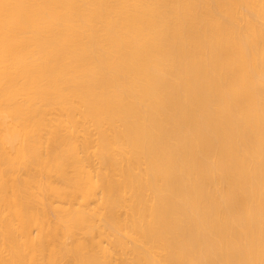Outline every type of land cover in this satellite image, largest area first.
I'll list each match as a JSON object with an SVG mask.
<instances>
[{"label": "bare ground", "instance_id": "bare-ground-1", "mask_svg": "<svg viewBox=\"0 0 264 264\" xmlns=\"http://www.w3.org/2000/svg\"><path fill=\"white\" fill-rule=\"evenodd\" d=\"M0 264H264V0H0Z\"/></svg>", "mask_w": 264, "mask_h": 264}]
</instances>
